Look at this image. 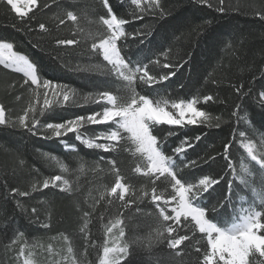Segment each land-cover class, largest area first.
<instances>
[{
  "label": "trees",
  "instance_id": "trees-1",
  "mask_svg": "<svg viewBox=\"0 0 264 264\" xmlns=\"http://www.w3.org/2000/svg\"><path fill=\"white\" fill-rule=\"evenodd\" d=\"M173 2L160 0L165 7ZM109 3L111 13L103 0H36L23 16L0 3V43L27 57L39 78L32 84L22 72L0 63V264H24L30 258L36 264H100L109 229L115 226L129 247L120 264H203L210 251L207 238L191 218L163 220L162 209L175 216L173 182L167 174L145 175L147 155L137 150L130 133L121 129L122 139L106 140L102 134L116 130L114 121L82 123L61 136L47 128L111 107L102 99L104 91L121 101L143 95L169 112L175 103L196 101L203 113L196 117L199 123L152 125L160 150L178 165L173 171L182 182L198 183L205 175L220 180L215 191L201 197V206L217 205L215 212L206 209V218L224 227L260 211L264 223V167L258 163L264 155V20L254 14L264 0H224L223 5L219 0H182L163 18L161 8L153 12L154 0H140L139 7L131 0ZM112 15L126 21L121 26L125 35L117 40L125 62L147 65L158 80L175 71L171 79L148 86L137 78L129 86L112 70L102 50L92 48L111 35L103 21ZM150 25V35H135ZM59 39L75 43L61 45ZM45 80L65 86L61 94L53 96L52 89L44 88ZM206 96L212 99L206 101ZM45 98L50 108H45ZM26 113L29 121L37 118L31 132L20 123ZM246 142L254 145L257 160ZM88 143L111 144L112 150L89 148ZM182 144V152H175ZM191 160L197 165L191 166ZM55 176L67 185L44 188ZM117 181L127 189L123 200V189L110 191ZM167 226L175 229L173 237L188 239L170 248ZM249 259L259 264L264 257L256 253Z\"/></svg>",
  "mask_w": 264,
  "mask_h": 264
},
{
  "label": "snow or ice",
  "instance_id": "snow-or-ice-1",
  "mask_svg": "<svg viewBox=\"0 0 264 264\" xmlns=\"http://www.w3.org/2000/svg\"><path fill=\"white\" fill-rule=\"evenodd\" d=\"M30 3H34L35 0H29ZM104 6L111 13L112 9L109 3V0H103ZM0 3H6L11 6V9L15 10L16 13L21 16L25 13L21 12V9L17 6V0H0ZM131 3L136 6H140V0H131ZM182 0H174L169 6L165 7L160 3V0H154V3L151 5L153 12L156 8H161L162 11L159 12L160 18L165 16V13L171 14L176 8L180 6ZM219 4L223 5L224 0H219ZM219 11H225L224 7H219ZM143 11V10H142ZM256 15L260 16L261 20H264V7H261L255 11ZM68 17L75 21L76 16L72 12L67 13ZM133 15H136L134 12ZM137 18H142L138 16ZM107 25L108 29L111 30V35L107 39H101L99 45L93 43L92 48L102 50L103 59L111 65L113 71L116 74L123 78L124 81L128 82V85H133L134 81L139 78L145 85L154 86L159 82L164 80L171 79V76L175 75L173 71L170 75L166 74L159 77V80L155 76H150L148 73L147 65L141 64L140 66H130L131 61L125 62V59L121 56V52L117 47V40L125 35V32L121 28L122 25L126 23L125 19H117L115 15L111 16V19H105L103 21ZM39 27L42 30H45V25L41 23ZM152 31L151 25L147 29H139L136 31L135 35L147 36L150 35ZM61 45H72L75 43L73 39H59L57 41ZM5 51L7 56L4 57ZM0 63L7 61L6 67H14L16 71L22 72L25 77H28L32 84H38L36 67L33 63L29 62L28 58L23 55H18L12 51V45L8 43H0ZM168 65H165L167 67ZM173 67H177L173 65ZM43 86L46 89L53 90V96L61 94V89L65 86L62 85H53L50 81H43ZM130 91L135 93V89L130 87ZM63 99L67 101L69 95L67 92H63ZM102 99H105L111 107H104L102 112H97L92 115L80 116L76 119H70L66 123H49L47 125L48 129H51L56 136H61L63 132H73L76 130V126L81 125L82 123L88 124H99L114 121L117 125L116 130L109 131L106 134H102L104 138L108 141H118L122 139L120 135V130L130 133V137L133 142L137 145V150L141 153L147 155L149 161V169L145 175H154L159 173L160 175L167 174L171 177L173 189L176 192L172 198L177 201V207L172 208V212L175 213V216L165 215L163 209L161 210V215L163 216L164 221H169L175 219L179 223L180 218L183 217L185 220L191 218V221L194 222L195 227L198 231L205 235L207 238V245L209 246L210 251H205L203 256V264H231L232 254L227 250L226 245L231 243L233 240L236 242L243 243L246 237L251 238H260L264 239V235H259L260 230H264V223L261 222L262 213L260 211H250L247 215L239 217L238 223H232L230 226H219L217 223L213 222L211 219L206 218V209L209 212H215L217 210V205L213 204L211 207L205 208L201 206V197L205 193H208L210 189L215 191V186L220 183V180L211 177L209 175L203 176L199 179L198 183H192L188 181L182 182L181 178H178V174L173 171L174 168H177L178 165L173 163L171 156H166L161 150L160 145L158 144L157 136L153 134L152 125L157 123H166L168 125H181L185 124L186 114H190L191 118H188L186 123L188 125H195L199 123L196 117L202 116L203 113L197 111L195 108L196 101L188 103L185 107L183 104H173L172 107L179 110L178 116H173L164 107H161L159 102L154 106L150 99L145 96H139L137 100L136 95H131L128 98L118 100V98L109 91H104L102 93ZM206 101L212 99L211 96L204 97ZM45 108H50L51 104L47 98L44 101ZM151 108L154 113H163L162 116L154 115L147 111ZM41 112L43 109L40 110ZM28 114H25V118L20 120V123L24 127H28V130L31 132L35 123L37 122L36 116H33L31 121L27 119ZM4 123V112L0 108V124ZM31 123L32 127H29ZM169 136L173 135L172 132L167 133ZM195 139L199 141L200 136H196ZM187 143V140H185ZM89 148L95 147L103 149L105 151L112 150L111 144H102L97 143L93 145L88 143ZM183 144L175 149V152L181 153L183 150ZM192 147V145H189ZM249 154L252 157V160H257V156L252 154V148H248ZM225 155H228V146L225 147ZM214 159V158H211ZM258 163L264 167V155L261 156ZM191 166H196L197 161L191 160ZM231 167V165H229ZM139 171V169H137ZM60 176H55L51 181H45L43 184L44 188H48L51 183L53 186L56 185V181H60ZM64 184L68 182L63 181ZM118 189H123V192L119 194L121 200L124 199V192H127V189L117 181L116 186L111 188L112 194H117ZM211 195V193H209ZM231 195V185H229V192L225 193L226 198H230ZM178 196V200H177ZM154 200H158L159 197L153 196ZM197 201V206L193 205V201ZM223 207V203L219 205ZM35 211V209H33ZM110 231V229H109ZM165 231L169 234L165 237L168 241V246L170 248H176L181 245L183 241L187 240V236H179V238L173 237L171 233L175 231L171 226H167ZM121 236H123V231L121 230ZM220 242H224L225 246L221 247ZM71 252V249H69ZM197 252L200 249L196 250ZM129 252V247L127 244L116 247H105L104 248V258L101 260V264H120V257ZM248 255L246 257V264H250V257L255 258V254L258 253L260 257H264V248L257 250L254 244H248L247 246ZM112 254L111 257L109 254ZM24 264H31L29 260H25ZM126 264V262H125ZM259 264H264V260H261Z\"/></svg>",
  "mask_w": 264,
  "mask_h": 264
},
{
  "label": "rangeland",
  "instance_id": "rangeland-1",
  "mask_svg": "<svg viewBox=\"0 0 264 264\" xmlns=\"http://www.w3.org/2000/svg\"><path fill=\"white\" fill-rule=\"evenodd\" d=\"M35 4H33L32 5V3H30L29 2V0H17V6L21 9V12H23L24 10H27V9H30L32 6H34ZM29 6H31V7H29ZM111 19V18H110ZM118 19V18H117ZM107 39V38H106ZM101 42V41H100ZM99 42V43H100ZM99 43H98V45H99ZM117 47H118V45H117ZM119 49V48H118ZM13 51V50H12ZM14 52V51H13ZM16 54H18V55H22V54H19V53H16ZM7 56V52L5 51V53H4V57H6ZM122 56V55H121ZM4 57H0V59H4ZM5 63H7V61L5 60V62H4V64ZM13 69H15L14 67H13ZM188 103H191V102H180V103H175V104H183L185 107L187 106V104ZM153 105L155 106V104L153 103ZM161 107H164V106H161ZM0 108H2L1 107V105H0ZM165 108V110L166 111H168L169 112V110L166 108V107H164ZM198 111V110H197ZM4 112V111H3ZM170 114H172L173 116H178V114H179V110L178 109H176V108H173L172 107V111H170L169 112ZM188 118H191V116H190V114H186V117H185V121H187V119ZM245 145H246V147H247V149L249 148V147H251L252 148V153L253 154H255V148H254V145L251 143V142H246L245 143ZM63 181H64V179L63 178H61V180L60 181H56V184H58V185H60V186H66L67 184H64L63 183ZM177 207V206H176ZM238 223V222H237ZM115 227H117V226H115ZM115 227H112L111 228V230H110V235H109V238H108V244H107V246L106 247H109V248H112V247H116V246H122V245H124L125 244V242L123 241V239H122V237L123 236H121V230L120 229H115ZM220 246L221 247H223V246H225V243L224 242H220ZM111 253L109 254V256L111 257ZM123 257V255L120 257V259ZM104 258V251H103V254H102V257H101V259H100V264H101V260ZM25 260H28V259H25ZM24 260V261H25ZM29 261L31 262V264H36V263H34V261L33 260H31V258L29 259Z\"/></svg>",
  "mask_w": 264,
  "mask_h": 264
},
{
  "label": "clouds",
  "instance_id": "clouds-1",
  "mask_svg": "<svg viewBox=\"0 0 264 264\" xmlns=\"http://www.w3.org/2000/svg\"><path fill=\"white\" fill-rule=\"evenodd\" d=\"M147 111L157 116L164 115L163 113H154L151 108L147 109ZM248 244H254L257 250H261L264 248V239L246 237L243 243L233 240L231 243L226 245L227 250H229L232 254L231 264H246Z\"/></svg>",
  "mask_w": 264,
  "mask_h": 264
},
{
  "label": "crops",
  "instance_id": "crops-1",
  "mask_svg": "<svg viewBox=\"0 0 264 264\" xmlns=\"http://www.w3.org/2000/svg\"><path fill=\"white\" fill-rule=\"evenodd\" d=\"M33 4H36V0H35V2H34V3H32V5H33ZM29 7H31V6H29ZM24 11H25V10H24ZM24 11H23V12H24ZM2 43H5V42H2ZM14 53H15V52H14ZM5 65H6V63H5ZM11 68H13V67H11ZM36 75H37V73H36ZM37 80H38V82H39L38 75H37Z\"/></svg>",
  "mask_w": 264,
  "mask_h": 264
}]
</instances>
